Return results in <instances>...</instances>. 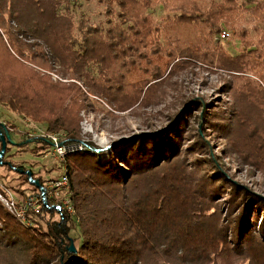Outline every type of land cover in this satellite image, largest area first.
Here are the masks:
<instances>
[{"label":"trees","instance_id":"16d2710c","mask_svg":"<svg viewBox=\"0 0 264 264\" xmlns=\"http://www.w3.org/2000/svg\"><path fill=\"white\" fill-rule=\"evenodd\" d=\"M99 1L104 22L95 23L85 14L76 18L73 0H0V108L41 125L46 135L63 134L61 142L81 144L61 160L73 214L43 199L45 188L28 177L30 170L11 166L40 191V202L25 221L0 202L3 262L264 264V196L229 177L197 132L184 152L197 156L190 164L181 159L190 101L166 126L107 150L78 140L86 93L125 111L174 59H202L229 76L223 90L232 98L230 111L237 110L229 131L240 128L243 142L259 143L264 169V0L248 9L257 19L251 37L237 26L236 0H173L179 14L161 24L148 14L154 0ZM217 18L241 38L238 54L220 46ZM51 74L69 82H54ZM200 108L204 125L226 131L225 110ZM33 142L50 146L44 137ZM9 149L7 142L3 158Z\"/></svg>","mask_w":264,"mask_h":264},{"label":"rangeland","instance_id":"374dc122","mask_svg":"<svg viewBox=\"0 0 264 264\" xmlns=\"http://www.w3.org/2000/svg\"><path fill=\"white\" fill-rule=\"evenodd\" d=\"M73 1L75 5L72 10L76 18L85 14L92 22H104L105 6L99 0ZM254 1L259 0H236L237 8L240 7L235 17L237 26L246 29L249 37L255 34L252 26L257 23V19L252 17L251 10H248L255 5ZM201 5L204 6V3L202 2ZM207 5H209L208 1ZM177 6V1L154 0L148 14L155 23L161 24L166 15L179 14V11L174 10ZM218 23L221 31L229 32L228 39L220 41V46L231 55L238 54L241 50V38L223 25V19H218ZM260 27L264 28L261 24ZM186 63L182 64L177 59L170 62L159 79L150 81L145 88L143 87L140 95L144 96V99L127 104L124 107L125 111L111 108L101 99L86 93L87 99L83 100L85 107L79 115L78 140L81 143L90 142L107 150L112 142L122 140L131 134L166 126L170 116L179 110L186 109L184 105L190 101L187 106L193 104V107H189L191 130H188L182 139L181 159L190 164L197 156L187 158L184 153L192 142H196L194 137L197 132L202 139L205 138L203 140L208 144L210 157H213L216 163L219 161L223 165L229 177L264 196V169L259 165L260 159L257 155L259 143L243 142L241 138L244 132L240 134V128H235L232 133L229 131V120L233 117V112L237 111L235 109L232 110L233 112L230 111L233 101L223 90L224 84L229 81V76L202 59H188ZM176 64L179 66L173 68ZM50 77L54 82H69L54 74ZM201 106H204L205 110L208 107L213 112H217L219 108L225 110L221 114L225 116V121L222 124L219 122L225 127V132L216 133L212 126L204 125L201 120ZM194 116H197V119H194ZM215 120V118L211 120V123ZM0 123L8 127L14 143L10 144L6 157H2L3 161L0 160V162L8 163L0 166V195L11 196L18 203L29 197L36 198L40 191H35L32 184L25 183V177L11 170V166L14 168L24 166L31 171L30 177L33 176L34 180L38 178L44 188H48L50 182L59 178L64 172L62 163L51 155L52 146L48 145L47 150H44V145L33 142L34 137L46 136L44 127L41 125L16 115L6 108H0ZM55 134L60 137L63 135ZM60 139L62 140L63 137ZM24 140L27 141L24 142ZM65 195V191L58 194L50 192V194L45 193V199H52L50 202L57 205L65 198ZM3 252L0 248V264H6L3 262ZM8 257H10L9 254Z\"/></svg>","mask_w":264,"mask_h":264},{"label":"built area","instance_id":"2783aa9c","mask_svg":"<svg viewBox=\"0 0 264 264\" xmlns=\"http://www.w3.org/2000/svg\"><path fill=\"white\" fill-rule=\"evenodd\" d=\"M222 41L227 40L229 37L228 32H221L219 35ZM46 140L49 141L50 146H52L51 155L55 157L57 160L61 161L62 158L65 156L66 153L74 151L76 149L81 148V144H66L61 142V137L49 133L44 137ZM49 153V152H48ZM68 189V178L67 176L62 173L61 176L53 181L50 182L48 188H45L43 192L50 194L53 192L54 194H58L61 191H65ZM45 193H42L41 196L45 199ZM42 200V198H41ZM0 202L5 206V208L21 221L26 220V214L32 212L37 214L39 211V197H29L25 199L23 202L18 203L13 197H4L0 195ZM57 208L59 211L65 210L68 214H73L72 207L70 206V202L67 199L62 200L60 204H57Z\"/></svg>","mask_w":264,"mask_h":264},{"label":"water","instance_id":"95a60500","mask_svg":"<svg viewBox=\"0 0 264 264\" xmlns=\"http://www.w3.org/2000/svg\"><path fill=\"white\" fill-rule=\"evenodd\" d=\"M7 142H9L10 144H14L13 141L11 140L10 134L5 129V127L0 126V160L5 153ZM27 175L30 177L31 176L30 172H28ZM35 183L38 186V181H35Z\"/></svg>","mask_w":264,"mask_h":264}]
</instances>
